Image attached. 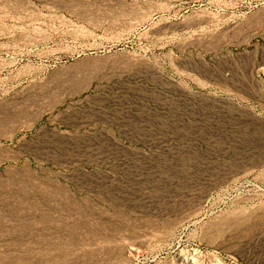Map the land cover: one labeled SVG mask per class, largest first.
Instances as JSON below:
<instances>
[{
    "label": "rangeland",
    "instance_id": "374dc122",
    "mask_svg": "<svg viewBox=\"0 0 264 264\" xmlns=\"http://www.w3.org/2000/svg\"><path fill=\"white\" fill-rule=\"evenodd\" d=\"M262 69L264 0H0V264H264Z\"/></svg>",
    "mask_w": 264,
    "mask_h": 264
},
{
    "label": "bare ground",
    "instance_id": "6f19581e",
    "mask_svg": "<svg viewBox=\"0 0 264 264\" xmlns=\"http://www.w3.org/2000/svg\"><path fill=\"white\" fill-rule=\"evenodd\" d=\"M161 5H162V4H161ZM162 6H163V5H162ZM262 70H263V69H262ZM262 70H261V71H262ZM263 71H264V70H263ZM263 71L261 72V74H262V76L264 77V72H263ZM188 256H189V255H188ZM182 259H183V258H182ZM193 259H194V258H193ZM195 261H196V260H195ZM196 262H197V261H196Z\"/></svg>",
    "mask_w": 264,
    "mask_h": 264
}]
</instances>
